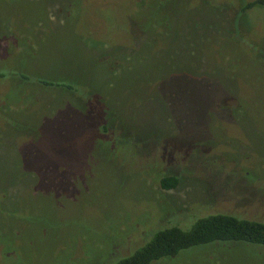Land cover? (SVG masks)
Listing matches in <instances>:
<instances>
[{
	"label": "rangeland",
	"instance_id": "374dc122",
	"mask_svg": "<svg viewBox=\"0 0 264 264\" xmlns=\"http://www.w3.org/2000/svg\"><path fill=\"white\" fill-rule=\"evenodd\" d=\"M250 1L0 0V264H115L159 226L264 220V7ZM152 264H264V247Z\"/></svg>",
	"mask_w": 264,
	"mask_h": 264
},
{
	"label": "trees",
	"instance_id": "16d2710c",
	"mask_svg": "<svg viewBox=\"0 0 264 264\" xmlns=\"http://www.w3.org/2000/svg\"><path fill=\"white\" fill-rule=\"evenodd\" d=\"M257 5L264 7V0L247 2L240 10L245 11ZM1 77L3 74L0 73ZM44 84H46L45 86H62L60 82L58 84L45 82ZM63 88L79 96L87 95V92H76L78 90L72 87ZM89 101L94 107V98L92 97ZM100 119L95 122L99 123ZM101 125V131L107 132L106 125ZM103 133L101 135H104ZM111 135L110 133V137H112ZM111 142H109L110 146ZM178 183L179 180L176 176H162L159 180V185L164 190L174 189ZM147 238L149 240L143 246L130 255L127 253L115 264H152L166 258L176 257L181 251L205 245L249 244L264 247V220L245 218L230 212H217L200 216L191 223H184L183 226L175 224L159 226L150 232Z\"/></svg>",
	"mask_w": 264,
	"mask_h": 264
}]
</instances>
